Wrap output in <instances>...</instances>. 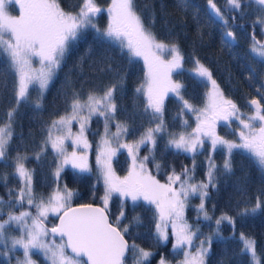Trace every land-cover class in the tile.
Returning a JSON list of instances; mask_svg holds the SVG:
<instances>
[{"label": "snow or ice", "instance_id": "1", "mask_svg": "<svg viewBox=\"0 0 264 264\" xmlns=\"http://www.w3.org/2000/svg\"><path fill=\"white\" fill-rule=\"evenodd\" d=\"M251 3L258 5L260 13L252 25H260L264 31V0H225V11L217 6L215 0H207L208 16L221 24V39L225 47L232 48L237 43L232 26L243 27L236 24L237 15L229 17L225 12L236 13L243 19ZM13 5L17 6L18 14L9 10ZM148 7L145 5L146 10ZM104 11L108 14V23L101 29L95 21ZM154 23L153 16L151 22L145 24L135 0H111L106 9L99 6L96 0H81L74 11L65 9L61 0H0V57L6 61V71L0 72V78L6 84L7 72L15 75L14 103L7 110L6 118L0 121V161L9 159V148L15 135V118L20 106L29 103L30 90L34 88L39 93L34 107L41 108L44 93L73 45L86 32H95L94 40L102 49L93 61L94 65L101 66L97 70L115 72L120 77L102 93L92 90L86 97L75 89L69 93L66 88L63 92L65 112L45 126L47 135L40 151L34 153L35 158L40 160L47 148L51 147L55 153L52 175L57 182L66 167L74 170L77 177L90 173L92 169L87 150L91 145L86 131L93 117H102L104 135L96 155V164L104 184L101 204L72 206L75 193L67 183L63 186L57 183L47 197L37 195L34 190L35 169L26 166L28 156L18 151L11 159L14 165L12 175L18 179L19 187L7 189L8 200L0 196V255L9 257V260L15 259L16 264H37L33 259L34 250L43 255L47 264H126L131 252L132 264H147L154 255L153 251L135 241L129 243L125 238L133 225L142 223L139 215L133 216L128 224H123L128 219L125 202L131 200L135 204L142 200L155 208L156 222L152 238L156 244L174 238L173 249L183 252V259L178 264H207L213 237L221 236L219 226L222 223L227 222L234 234L237 217L264 211V199L261 198L264 189H261L255 203L239 209L237 217L222 213L215 221L216 231L203 239H199V230H193L185 219V208L192 197L200 199L195 206L198 217L202 215L206 220L211 219L206 208L209 189L217 187V173L229 174L233 171L232 155L235 150H242L264 171V95L248 101L250 114L242 112L233 100L224 95L210 68L194 56V66L188 71L206 86L210 85L204 106H195L183 95L185 85L173 79L174 74L185 70V57L178 44L165 43L157 38L152 31ZM250 39L249 52L264 63V42L256 39L254 31ZM113 45L127 51L129 62L133 57L143 59L145 79L135 91L146 98L144 110L150 111L156 121L154 127L146 128L139 139L131 143L121 142L130 133L128 123L116 120L118 106L115 93L122 90L124 75L113 67V57L109 54V48ZM89 52H92L91 46ZM249 71L252 73L255 69L250 68ZM248 78L254 79L252 75ZM170 93L181 105L178 116L183 117L186 112L194 115V127L189 125L187 119H181L185 129L191 127L190 131L168 132L164 111L165 99ZM114 121L116 131L111 132ZM74 122L79 124L76 132H73ZM234 122H238V127L233 130L238 139H227L217 132L218 126L231 127ZM165 133L169 137L166 148L190 154L192 164L190 167L183 166L179 172L173 168L167 175V182L161 183L149 171L147 164L155 160L152 154L157 138ZM113 144L116 146L113 147ZM148 144L151 145L149 155L139 157L141 145ZM206 144L209 148V154L205 157L206 179L196 180V156L202 154ZM120 149H126L132 161L127 175L123 177L116 174L111 163L112 157ZM218 150L224 152L222 167L217 165L213 155ZM161 166L159 162L155 164L157 170ZM0 179L7 184V174L0 176ZM114 195L121 198V203L113 219L109 205ZM5 206L9 209L6 213ZM17 207L23 210L14 211ZM31 209H35V213ZM50 214L59 223L49 228L46 221ZM13 228L18 235L10 234L9 230ZM239 240L241 252L251 258L250 264H264V254L257 252L254 237L241 232ZM17 249L22 250V258L13 255ZM158 264H169V261L161 256Z\"/></svg>", "mask_w": 264, "mask_h": 264}, {"label": "trees", "instance_id": "2", "mask_svg": "<svg viewBox=\"0 0 264 264\" xmlns=\"http://www.w3.org/2000/svg\"><path fill=\"white\" fill-rule=\"evenodd\" d=\"M99 6L106 9L111 0H96ZM217 6L225 11V0H215ZM62 6L67 10H76L81 0H61ZM137 10L142 12L145 24L151 22L155 17V23L152 24V31L159 40L165 43H176L180 47L185 60L184 71L174 74L175 80L181 81L185 85L183 95L192 104L197 107H203L205 94L208 88L204 83L188 71L193 65V57H198L202 63L210 68L213 78L218 82L221 89L231 97L241 100L239 103L244 106L245 99L253 96L260 98L261 85L264 81V63H260L249 52L251 43L250 36L255 32L257 40L264 42V32L260 25L253 27L252 21L260 13L258 5L251 3L243 19L236 13L225 12L229 17L237 15L236 24L243 27L232 26L236 32L237 43L232 47H225L222 43V27L219 22L213 21L208 16L207 0H135ZM148 5V9H145ZM11 12L17 11V6H10ZM96 24L103 29L108 23V14L102 12L96 18ZM231 24V19L229 20ZM95 32L89 30L83 38L77 41L71 48L66 60L60 70L57 72L54 80L48 90L44 93L42 107H34V101L39 93L34 88L30 90V101L22 104L15 118V135L9 148V159L0 161V176L7 174V184L0 179V196L8 200L7 189L19 187L18 179L12 175L14 157L19 151L28 156L26 166L35 169L34 190L37 195L47 197L56 188L57 183L63 186L67 183L68 187L75 193L72 199L73 203L95 202L100 203V197L104 189L98 177L90 173L82 174L77 177L74 170L66 167L61 174L59 182L55 180L52 172L55 168V153L48 147L40 160L35 158L34 153L40 151L42 141L45 138V126L52 119L65 112V102L63 92L67 88L69 93L72 89L80 92L86 97L89 91L95 90L102 93L103 89L112 83L119 81L120 77L115 72H100L97 70L100 65H94L93 61L97 59L101 47L94 40ZM91 46L92 52H89ZM108 47V46H105ZM109 54L113 57V67L118 69L124 75L122 90L115 93L118 110L116 120L126 121L130 127V133L126 136L128 139H138L140 134L148 127H154L156 121L153 120L150 111L145 112L144 104L146 98L137 93L135 89L144 82L145 71L139 58L129 57L127 51H121L118 46H111ZM84 58L81 60V58ZM6 61L0 57V72H5ZM255 69L250 73L249 69ZM252 75L254 79H249ZM66 77L68 84L65 85ZM15 75L7 72L6 84L0 78V121L6 118L7 110L12 107L13 86ZM180 103L173 94H169L165 99L164 120L168 132L179 133L184 130L181 119H187L189 125L194 123V115L185 113L183 117L177 115L180 110ZM104 129V120L102 117H93L86 131L87 137L91 143V154L95 152L98 139ZM217 132L227 137L232 136L233 131L223 128L221 125ZM168 135L165 133L158 136L157 145L152 155L155 160L147 164L149 171L156 179L165 181L167 175L173 168L177 172L185 165L191 166L192 157L188 153H179L174 149L166 148ZM151 145H141L139 157L149 155ZM209 154L208 145L202 154L196 156L197 168L195 172L196 180L205 177L206 163L205 157ZM217 165H223L224 152L216 151L214 154ZM151 160V156H150ZM159 162L162 166L159 170L155 164ZM128 156L125 150L118 151L112 158L113 169L116 173L126 171ZM233 171L229 174L217 173V187L210 188V197L206 200L210 220L197 215V208L200 203L198 197H192L185 208V219L192 225L193 229H199L202 233L216 231V219L222 213L237 217L239 209L245 206H251L255 203V198L261 195V189H264V171H262L247 154L242 150H235L232 155ZM95 186V187H93ZM15 193L13 192V196ZM264 199V196H261ZM121 198L114 195L110 201L111 218L114 219L118 214ZM214 206V207H213ZM25 207H28L25 205ZM125 211L128 216L123 224H128L133 216L139 215L142 223L133 225L130 234L126 235L129 243L135 241L145 249H151L154 255L147 264H157L161 256L166 259L175 260L177 250H174L170 240L166 243L156 244L152 238L155 230V208L144 201H137L135 204L128 200L125 202ZM9 209L4 208L6 213ZM17 207L14 211H20ZM35 213V209H31ZM55 221L51 214L46 221L49 227ZM221 236L213 237L211 254L207 258V264H250V258L247 254L241 252L242 245L238 238L241 232L252 236L256 240L257 252L264 254V211H259L255 215L247 217H237L235 230L233 234L232 227L224 222L219 226ZM43 264H47L44 258ZM0 264H13L6 256L0 255ZM126 264H132V253L129 252Z\"/></svg>", "mask_w": 264, "mask_h": 264}, {"label": "rangeland", "instance_id": "3", "mask_svg": "<svg viewBox=\"0 0 264 264\" xmlns=\"http://www.w3.org/2000/svg\"><path fill=\"white\" fill-rule=\"evenodd\" d=\"M12 13H13V14H18V11H16V12H12ZM261 29H262V28H261ZM263 32H264V31H263ZM137 58H139V57H137ZM139 59H140V61H141L142 64H143L144 71H146V69H145V65H144V62H143V59H142V58H139ZM256 59L259 60L258 57H256ZM35 66H38V65H35ZM173 79H174V78H173ZM174 80H175V79H174ZM217 83H218V82H217ZM209 88H210V85H208L207 91L209 90ZM221 90H222V89H221ZM207 91H206V92H207ZM222 91H223V90H222ZM223 93H224V95H225L227 98L233 100V101L238 105V107L241 109L242 112L249 113V114L251 113V107H250V105L248 104V101L250 100L249 97H247V98L245 99V104H244V106H242V105L239 103L241 100H238L237 98L231 97L229 94L225 93L224 91H223ZM170 94H171V93H170ZM261 94L264 95V81H263V83H262V85H261ZM205 103H206V96H205V100H204L203 106H204ZM262 103H264V101H262ZM57 117H58V116H57ZM57 117H56V118H57ZM194 126H195V117H194V123L192 124L191 127H194ZM221 126H222L223 128H226V129H228V130L233 131L234 129H236V128L238 127V122H234V123L231 125V127H225V126H223V125H221ZM219 127H220V126L217 127V130H218ZM78 130H79V124L76 123V122H74V124H73V132H76V131H78ZM190 130H191V128H190V129L188 128V131H190ZM115 131H116V127H115V121H114L113 124H112V127H111V132H115ZM46 135H47V133H46ZM46 135H45V137H46ZM86 135H87V134H86ZM103 135H104V129H103V131H102V133H101V135H100V137H99V139H98V143H97V147H96V149H95V152L91 154V147H90V149L87 150V154H88L89 164H90L91 169H92V171L90 172V174H93L94 176L96 175V176L98 177V179H99L100 182L102 183V186H103V189H104L103 180H102V178H100L99 168H98V166H97V164H96V155H97V152H98V150H99L100 141H101V138H102ZM221 136H224V135H221ZM225 137H226L227 139H233V140L238 139V137L235 135L234 131H233L232 136H230V137L225 136ZM87 138H88V137H87ZM138 139H139V138H138ZM138 139H133V140L131 139V140H130V139L126 138V137H123V139H122L121 142H129V143H131V142H133V141H135V140H138ZM88 141H89V139H88ZM89 143H90V141H89ZM90 145H91V143H90ZM115 146H116V145L113 144V147H115ZM49 148L51 149L50 146H49ZM51 150H52V149H51ZM69 150H71V146H70V145H69ZM121 150H125V152H126V154H127V156H128L127 169H126V171H124V172H122V173H119V174L116 173V174H117L118 176H120V177H123V176L127 175L128 170H129V168H130V166H131L132 161H131V157L129 156L127 150H126V149H120L119 151H121ZM52 151H53V150H52ZM53 152H54V151H53ZM112 158H113V157H112ZM111 163H112V161H111ZM112 167H113V165H112ZM205 179H206V177H204V178H202V179H199V180H205ZM160 182H161V183H166L167 180H165V181H161V180H160ZM103 193H104V192H103ZM199 200H200V199H199ZM153 207H154V206H153ZM197 229H198V228H197ZM197 229H193V230H197ZM198 230H199V229H198ZM9 231H10V234H12V235H18V233L15 232L14 228H13V229H10ZM199 232L201 233L199 239H203L205 236H207V235L213 233L214 231H213V232H209V233H202V232L199 230ZM239 237H240V234H238V238H239ZM56 239H57V242H59V238L57 237ZM173 243H174V238H171V245H172ZM196 243L198 244V243H199V240H197ZM192 251L195 252V248H193ZM13 255H14V256H19V257L22 258V256H23L22 250L17 249V250L14 252ZM38 256L44 258L42 254H40L39 252H36V251L34 250L33 259L37 261V264H43V260L39 259ZM248 256H249V255H248ZM7 258L9 259V257H7ZM175 258H176L175 260L167 259V260L169 261V264H178V262H179L180 260L183 259V252L177 250V257H175ZM249 258H250V256H249ZM44 260H45V259H44ZM159 260H160V259H159ZM159 260H158V262H159ZM250 260H251V258H250ZM11 261H12L13 264H16L15 259H12ZM158 262H157V264H158Z\"/></svg>", "mask_w": 264, "mask_h": 264}, {"label": "water", "instance_id": "4", "mask_svg": "<svg viewBox=\"0 0 264 264\" xmlns=\"http://www.w3.org/2000/svg\"><path fill=\"white\" fill-rule=\"evenodd\" d=\"M252 98H257V97L253 96V97L250 98V100H251ZM250 100H249V101H250ZM84 203H92V204H95V205H100V203H95V202H84ZM79 204H82V203H73L72 206L75 207V206H77V205H79ZM58 223H59V220L55 217V221H54V223L51 224V225L49 226V228L52 227V226L55 225V224H58Z\"/></svg>", "mask_w": 264, "mask_h": 264}]
</instances>
